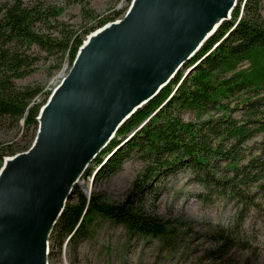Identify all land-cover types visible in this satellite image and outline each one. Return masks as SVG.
<instances>
[{
  "label": "trees",
  "instance_id": "obj_1",
  "mask_svg": "<svg viewBox=\"0 0 264 264\" xmlns=\"http://www.w3.org/2000/svg\"><path fill=\"white\" fill-rule=\"evenodd\" d=\"M63 10L39 2L0 0V119L12 126L22 121L29 145L38 110L50 92L38 100L43 89L39 83L15 81L36 69L40 54L29 49L37 46L47 57L65 58L69 67L85 37L124 12L115 9L90 22L89 11L82 9L78 31L59 18ZM40 24L52 29L43 31ZM27 147L0 144V166L4 156ZM103 154H110L105 161ZM126 160L140 166L124 199L110 201L74 186L68 200L73 195L75 200L66 202L54 226L61 239L89 234L100 218L121 225L129 236L156 239L159 254L170 255L179 248L181 253L191 252L199 246L191 243L202 240L191 264H205L206 258L213 264L226 263L254 253L255 246L237 227L250 211L260 214L264 206V0H238L231 17L119 126L96 156V167L89 165L83 176L94 170V178L112 174ZM177 172L198 186L195 194L201 201L232 203L234 226L206 222L200 231L198 221L184 214L165 218L156 214L155 200Z\"/></svg>",
  "mask_w": 264,
  "mask_h": 264
},
{
  "label": "water",
  "instance_id": "obj_2",
  "mask_svg": "<svg viewBox=\"0 0 264 264\" xmlns=\"http://www.w3.org/2000/svg\"><path fill=\"white\" fill-rule=\"evenodd\" d=\"M236 2L130 0L85 37L40 106L31 144L0 166V264H48L50 233L79 178Z\"/></svg>",
  "mask_w": 264,
  "mask_h": 264
},
{
  "label": "rangeland",
  "instance_id": "obj_3",
  "mask_svg": "<svg viewBox=\"0 0 264 264\" xmlns=\"http://www.w3.org/2000/svg\"><path fill=\"white\" fill-rule=\"evenodd\" d=\"M24 2L63 6L64 10L59 18L67 22L70 29L78 31L83 25L82 9L89 11L88 21L91 22L95 15L99 17L111 14L115 9L125 11L129 4L127 0H24ZM38 28L43 31L52 29L41 24ZM28 52L33 55L40 54L36 69L28 76L17 78L15 81L20 85L39 83L43 87L39 100L67 72L68 62L62 57H47L46 53L40 51L37 46H32ZM56 63H60V66L56 67ZM10 142L13 145L27 147L29 135L23 130L22 121L12 126L5 119H0V144ZM105 156L106 154H103L102 158ZM94 160L90 163L92 167H96L97 164ZM139 166L138 161L126 160L122 168L116 172L109 175L101 173L96 178H94V170L91 175L81 176L75 188L83 190L88 195L98 192L107 200L120 201L126 197L131 188V181ZM187 178L181 172L170 175L164 189L155 200L153 211L163 218L176 214L189 216L198 221L200 231L205 228L206 222L212 225L223 223L225 226L233 227L236 221V207L232 203L224 204L218 200L201 201L195 194L198 186L187 181ZM145 198L147 203V197ZM74 200L75 195L67 202L71 203ZM97 220L98 224L89 234L77 235L73 240H68L65 236L61 239L58 234L59 228L54 227L49 236L48 264H191V260L200 253L199 248L204 244L202 240H197L191 243V247L198 243L197 250L181 253L179 248L170 255L164 252L159 254V242L156 239L143 241L142 236H129L119 224L107 219ZM237 230L255 246L254 253L246 259L243 256L242 259H233L226 263L215 261L214 264H264V206L260 214L250 211L238 224ZM57 239L62 240L60 245L57 244ZM206 259L203 263L213 264Z\"/></svg>",
  "mask_w": 264,
  "mask_h": 264
},
{
  "label": "bare ground",
  "instance_id": "obj_4",
  "mask_svg": "<svg viewBox=\"0 0 264 264\" xmlns=\"http://www.w3.org/2000/svg\"><path fill=\"white\" fill-rule=\"evenodd\" d=\"M237 3V2H236ZM231 17V16H230Z\"/></svg>",
  "mask_w": 264,
  "mask_h": 264
}]
</instances>
